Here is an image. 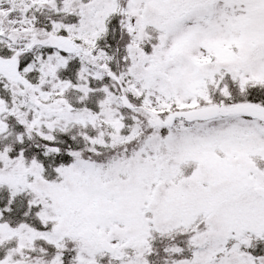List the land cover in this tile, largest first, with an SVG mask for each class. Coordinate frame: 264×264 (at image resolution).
<instances>
[{"label": "snow or ice", "instance_id": "6c2138e0", "mask_svg": "<svg viewBox=\"0 0 264 264\" xmlns=\"http://www.w3.org/2000/svg\"><path fill=\"white\" fill-rule=\"evenodd\" d=\"M0 264H264V0H0Z\"/></svg>", "mask_w": 264, "mask_h": 264}]
</instances>
